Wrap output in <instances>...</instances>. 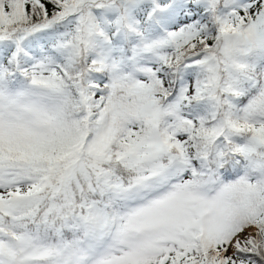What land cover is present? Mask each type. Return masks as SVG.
I'll use <instances>...</instances> for the list:
<instances>
[{
  "label": "snow or ice",
  "instance_id": "snow-or-ice-1",
  "mask_svg": "<svg viewBox=\"0 0 264 264\" xmlns=\"http://www.w3.org/2000/svg\"><path fill=\"white\" fill-rule=\"evenodd\" d=\"M0 264H264V0H0Z\"/></svg>",
  "mask_w": 264,
  "mask_h": 264
}]
</instances>
